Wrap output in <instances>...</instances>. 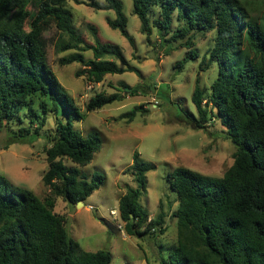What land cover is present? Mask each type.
Segmentation results:
<instances>
[{
  "label": "trees",
  "instance_id": "trees-1",
  "mask_svg": "<svg viewBox=\"0 0 264 264\" xmlns=\"http://www.w3.org/2000/svg\"><path fill=\"white\" fill-rule=\"evenodd\" d=\"M69 1L0 0V132L17 123L12 139L33 143L44 136L43 127L52 115L55 135L49 136L43 182L56 196L77 205L99 190L105 177L97 172L89 179L65 160L89 165L101 149V140L74 128L75 118L83 115L48 63L45 32L55 26L67 37L57 43L58 50L76 52L63 64H83L77 77L86 76L95 85L107 75L137 70L110 60L127 64L118 45L101 42L97 28H90L94 45L78 35ZM132 1L146 35L155 28L161 37L170 36L169 43L185 40L190 49L194 33H215L209 65L217 68V76L208 93L196 85L192 101L198 118L189 121L193 128L205 130L215 115L236 147L234 164L222 177L184 167L170 173L179 200L177 243L168 259L162 257L157 264H264V11L254 17L244 0ZM90 6L113 10L116 18L108 19V25L134 43L120 1ZM87 51L93 52V59L85 60ZM197 57V50H191L184 61ZM121 100L118 93H100L91 97L86 109L100 110ZM20 107L26 108L28 126L17 115ZM141 112L145 110L138 106L122 117L132 121ZM154 169L138 152L134 154L131 171L137 186L128 189L119 205L130 236L165 233L164 214L151 218L141 203L148 173ZM55 207L54 198L43 201L0 175V264H112L111 251L84 250Z\"/></svg>",
  "mask_w": 264,
  "mask_h": 264
},
{
  "label": "rangeland",
  "instance_id": "rangeland-1",
  "mask_svg": "<svg viewBox=\"0 0 264 264\" xmlns=\"http://www.w3.org/2000/svg\"><path fill=\"white\" fill-rule=\"evenodd\" d=\"M118 1L128 19L127 30L133 44L108 25V19L116 18L113 10L99 11L90 6L93 2L105 3V0H71L67 6L74 15L78 35L94 45L96 38L90 28H97L101 42L118 45L127 64L110 60L137 71L107 75L102 83L95 85L86 76L77 77V73L84 70L83 64H63L64 58L76 52L58 50L57 43L67 37H63L55 26L45 32L48 63L83 115V119L75 118L74 128L85 135L96 134L101 140V149L89 165L79 166L70 160L65 163L80 169L89 179L97 172L103 174L105 178L99 190L78 207L56 196L44 184L43 177L48 170L46 151L51 146L49 136L55 135L52 115L43 127L44 136L33 143L12 139L11 132L18 128L17 123L10 130L0 132V175L33 191L43 201L54 198L55 213L66 217L70 236L84 250H109L113 256L112 264H157L162 257L168 259L177 243L175 213L179 200L171 188L170 173L184 167L204 175L222 177L234 164L236 147L228 138L221 119L215 115L210 117L205 130L193 128L189 121L193 116L198 118L192 101L196 85L208 93L217 76V68L209 65L215 33H194V46L190 49L185 40L169 43L170 36L161 37L155 28L149 35L142 32L132 0ZM244 1L249 3L254 17L264 11V0ZM195 49L198 57L185 62L188 53ZM84 56L85 60L93 59V52H84ZM100 93H118L122 100L100 110L87 111L86 104L91 97ZM35 102L37 106L36 99ZM138 106L145 112L138 113L132 121L122 117ZM26 112V108L20 107L17 114L23 120V126L29 124ZM41 121L42 118L35 123ZM6 144L8 148H5ZM136 152L155 166L148 173V185L141 203L151 218L164 214L165 233L162 235L130 236L126 222L120 216L121 197L129 188L137 186L131 171ZM112 211L117 212L116 215Z\"/></svg>",
  "mask_w": 264,
  "mask_h": 264
},
{
  "label": "water",
  "instance_id": "water-1",
  "mask_svg": "<svg viewBox=\"0 0 264 264\" xmlns=\"http://www.w3.org/2000/svg\"><path fill=\"white\" fill-rule=\"evenodd\" d=\"M126 92H127V90H126ZM81 205H84V202H78V204H77V206L79 207V206H81Z\"/></svg>",
  "mask_w": 264,
  "mask_h": 264
},
{
  "label": "built area",
  "instance_id": "built-area-1",
  "mask_svg": "<svg viewBox=\"0 0 264 264\" xmlns=\"http://www.w3.org/2000/svg\"><path fill=\"white\" fill-rule=\"evenodd\" d=\"M112 213H113V215H116V213H117V212H115V211H112Z\"/></svg>",
  "mask_w": 264,
  "mask_h": 264
}]
</instances>
